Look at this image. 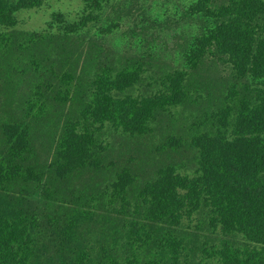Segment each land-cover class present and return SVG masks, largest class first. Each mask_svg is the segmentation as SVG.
<instances>
[{"label":"trees","instance_id":"1","mask_svg":"<svg viewBox=\"0 0 264 264\" xmlns=\"http://www.w3.org/2000/svg\"><path fill=\"white\" fill-rule=\"evenodd\" d=\"M43 3L0 0V264H264V0L194 1L180 64Z\"/></svg>","mask_w":264,"mask_h":264},{"label":"rangeland","instance_id":"2","mask_svg":"<svg viewBox=\"0 0 264 264\" xmlns=\"http://www.w3.org/2000/svg\"><path fill=\"white\" fill-rule=\"evenodd\" d=\"M196 0H99L100 9L94 30L113 32L104 38L111 48L138 56L157 55L167 62L180 64L184 53L177 47L196 34V23L185 12ZM85 11L83 0H44L41 8L18 14L23 30H47L58 18L69 22ZM100 28V29H99ZM40 198V194H37Z\"/></svg>","mask_w":264,"mask_h":264}]
</instances>
